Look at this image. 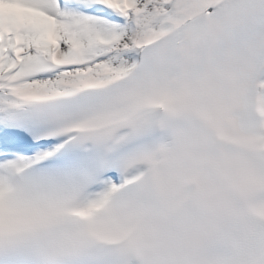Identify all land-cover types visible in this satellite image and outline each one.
Returning a JSON list of instances; mask_svg holds the SVG:
<instances>
[{
    "label": "snow or ice",
    "instance_id": "obj_1",
    "mask_svg": "<svg viewBox=\"0 0 264 264\" xmlns=\"http://www.w3.org/2000/svg\"><path fill=\"white\" fill-rule=\"evenodd\" d=\"M0 264H264V0H0Z\"/></svg>",
    "mask_w": 264,
    "mask_h": 264
}]
</instances>
